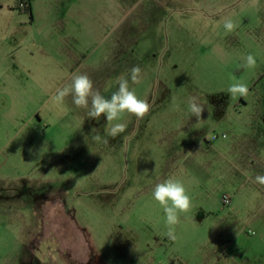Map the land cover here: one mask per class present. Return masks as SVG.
<instances>
[{
  "label": "rangeland",
  "instance_id": "1",
  "mask_svg": "<svg viewBox=\"0 0 264 264\" xmlns=\"http://www.w3.org/2000/svg\"><path fill=\"white\" fill-rule=\"evenodd\" d=\"M74 73L105 97L129 76L149 113L109 123L53 100ZM258 174L264 0H0V264H264ZM170 177L192 198L174 241L152 198Z\"/></svg>",
  "mask_w": 264,
  "mask_h": 264
},
{
  "label": "clouds",
  "instance_id": "2",
  "mask_svg": "<svg viewBox=\"0 0 264 264\" xmlns=\"http://www.w3.org/2000/svg\"><path fill=\"white\" fill-rule=\"evenodd\" d=\"M224 28L231 32L234 24L231 20L224 22ZM255 57L249 54L245 58V67H254ZM141 68L139 65L133 66L129 70L130 81L137 84L141 77ZM129 76H120L118 78V88L110 97H105L98 89L94 88L93 81L86 73H74L71 83L62 87H57L53 93L52 99L57 102H63L64 98L71 95L72 103L77 108L87 110V117L99 120L103 115L107 122L119 121L122 114H130L137 119H143L150 111L151 105L148 101L139 98L134 89L130 88ZM249 89L246 84L241 82L232 83L227 89L231 96L247 95ZM204 110V104L200 102L198 95H193L188 104L190 116L200 118ZM126 125L123 123H114L109 131V135L115 138L118 134L125 131ZM94 139L100 140L99 135ZM107 142V141H105ZM255 182L264 186V174L255 176ZM152 198L161 206L165 215V223L168 226L166 235L169 239L175 240V226L181 222V213H187L192 207V198L185 185L174 178L165 179L155 184L152 189Z\"/></svg>",
  "mask_w": 264,
  "mask_h": 264
},
{
  "label": "crops",
  "instance_id": "3",
  "mask_svg": "<svg viewBox=\"0 0 264 264\" xmlns=\"http://www.w3.org/2000/svg\"><path fill=\"white\" fill-rule=\"evenodd\" d=\"M30 13H32V4L29 2Z\"/></svg>",
  "mask_w": 264,
  "mask_h": 264
},
{
  "label": "trees",
  "instance_id": "4",
  "mask_svg": "<svg viewBox=\"0 0 264 264\" xmlns=\"http://www.w3.org/2000/svg\"><path fill=\"white\" fill-rule=\"evenodd\" d=\"M24 9L26 10V12H30L29 4L28 7H25Z\"/></svg>",
  "mask_w": 264,
  "mask_h": 264
},
{
  "label": "built area",
  "instance_id": "5",
  "mask_svg": "<svg viewBox=\"0 0 264 264\" xmlns=\"http://www.w3.org/2000/svg\"><path fill=\"white\" fill-rule=\"evenodd\" d=\"M22 6L25 8V7H28V3H24L22 4Z\"/></svg>",
  "mask_w": 264,
  "mask_h": 264
}]
</instances>
